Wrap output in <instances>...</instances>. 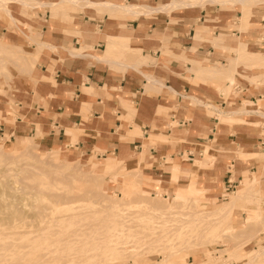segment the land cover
I'll list each match as a JSON object with an SVG mask.
<instances>
[{"label": "crops", "instance_id": "crops-1", "mask_svg": "<svg viewBox=\"0 0 264 264\" xmlns=\"http://www.w3.org/2000/svg\"><path fill=\"white\" fill-rule=\"evenodd\" d=\"M174 1L182 4L168 6ZM262 2L1 3L0 29L6 35L2 37L12 46L21 48L16 41L40 53L31 73L15 79L12 120H6L13 116L7 111L9 103L0 102V134L39 133L51 149L65 150L67 156H106L102 173L138 170L147 196L160 187L170 192L168 198L193 196L198 206H225L237 198L232 211H243L245 220L231 224L247 230L245 239L262 242L259 224L243 225L250 212L259 215L251 201L264 191V151L259 150L264 148V84L253 90L247 81L236 84L235 71L239 96L228 105L215 81L223 80L227 86L229 77L223 71L231 60L264 64V54L250 48L264 50V40L257 30L249 32L251 9ZM224 3L243 10L236 13L241 14L245 33L229 26L235 13ZM255 12L253 19L259 20L254 23H264V8ZM227 37L239 40L223 39ZM224 55L228 64L220 66ZM212 69L221 73L209 77L203 72ZM263 74L249 77L256 81ZM200 79L205 81L196 82ZM250 103L257 112L235 114L232 123L220 120L222 111L246 110ZM22 138L26 137L17 136ZM131 151L139 158L127 163L123 159ZM247 173L251 179L245 178ZM215 257L197 264L220 263Z\"/></svg>", "mask_w": 264, "mask_h": 264}, {"label": "rangeland", "instance_id": "rangeland-1", "mask_svg": "<svg viewBox=\"0 0 264 264\" xmlns=\"http://www.w3.org/2000/svg\"><path fill=\"white\" fill-rule=\"evenodd\" d=\"M223 6L226 10L235 13L233 20L229 22V26L238 28L241 31V34L245 33L246 31L244 30V26L242 24V18L240 17L241 14L236 13L238 11L243 14V10L239 6L231 3H224ZM262 7L264 8V2L252 7L250 15L251 25L249 31L252 32L253 30H257L260 40H264V23H254L259 19L256 18L254 20L253 15L256 13L255 11H257L258 8ZM12 29V27H9V30ZM2 36L6 35L0 29V43H2L3 46H8V42ZM223 39L233 41L239 40L237 37H227ZM15 44L23 48L26 45L16 41ZM250 48L264 54V50H257L252 45H250ZM11 49L12 48H9L8 50L2 49L3 51L0 52V102H8L9 107L7 111L13 114L12 118H6L7 121L12 120L16 114V107L13 104L15 79L19 76H27V74H29L21 70L20 64L14 60L15 58H13L14 54L9 52ZM18 49L20 48L13 47L12 51H18ZM227 54L232 57L237 56L234 52H228ZM222 58H224L225 61L219 62V65L221 66L222 63L228 64L227 56L224 55ZM261 58L263 60L264 55H262ZM237 70L236 74L239 77L236 84H241L242 82L247 81L249 85H251L252 90L253 87L264 84V65L256 66L246 61H239ZM253 74H263V76H258L256 81H252L250 77H252ZM207 76L212 77L215 75ZM201 80L202 79L198 81L196 80V82ZM215 81L220 84V92L224 93V99L228 102V105H230L231 102H233L232 99L239 96L235 93L236 84L226 91L225 82L223 80L216 79ZM260 103L261 102H259V104ZM243 105L244 104H239L237 106L241 107ZM250 105H252V103H250ZM209 107L212 108L213 106ZM258 107V105L255 106V108ZM261 114L264 116V111H261ZM0 118H2L1 114ZM221 121L232 123V121L234 122V119H224ZM262 126L264 127V123H262ZM17 136L26 138H22L19 141L17 140ZM31 137L38 143L37 145H30L29 139ZM49 143V140L42 138L39 133L35 135L15 134L14 137L0 134V146L2 147L0 152V252H6L5 254L10 253L11 250L16 249L19 244L28 245L29 247L27 250L30 251V233L22 234V232L30 230L29 226L32 221L31 216L33 214V210L37 207H46L47 212L54 210L55 214L63 215L64 218H66L65 214L67 213L70 216L74 215L75 223L77 220H80V222L78 221V223L73 225L68 224L66 221L55 223L51 221L49 223L52 225L50 230H53L54 232L61 230L62 234L66 233V230L71 233L72 230L77 231L78 229L91 232L90 234H100V229L103 226L108 223L112 224L116 221L119 222L122 219H125L124 221L126 222L128 220L127 223L132 225V229L134 230H144L150 226L156 225L159 226H156L157 230H161L166 227L169 228L171 225L174 226L181 224V220L188 219L190 214H192L191 217L193 218L201 217L202 221H196V223H199L197 230L187 236L189 243L186 241L185 244L180 245L179 243L176 244V240L171 242L160 241L158 246L143 250V252L141 250V253L139 252V254L137 252L138 249L129 246L124 252V257L120 258V261L112 262L110 264H191L193 261V264H197L199 259L201 260L211 257L213 259L216 258V254L218 256L217 262L221 261L217 264H242L243 261L254 255L260 246L264 245V191L258 194V200L251 201L254 208L260 210L259 215L254 216L253 214L255 213L250 212L248 214L247 223L243 225V227H247L248 224H259L261 226L260 235L261 238H263V241L260 242V238L250 241L249 239H245V234L247 232L245 228V231H242L244 230L242 227L235 228L236 226L231 224L234 223L235 225H241V223L245 220V214L242 215L243 211H230L228 216H224L219 221L209 216L204 219L203 217L209 213L208 210L212 207L215 206L218 208L223 205L219 203L218 205L203 203L199 206L197 204L195 207V203L190 200L188 204L186 203L185 207L180 202L183 199L177 200L179 203L175 204L173 212L168 213L163 210L145 211L143 208L139 207L138 203L140 201L144 199L160 203L162 206H165V203L171 202L173 199L168 198V200H166V198L169 197L170 192L159 187L155 189L154 192L149 191V195L147 196V194L142 191V183L140 184L141 175L138 170L124 171V169L118 168L116 169L117 172L110 171L102 173L101 168H103L106 156L102 157L93 154H80L78 157H70L67 156L65 150L58 148L51 149ZM259 150L264 151V148ZM136 152L137 151H131L130 155L123 160L129 163L138 159V156L137 158L135 157ZM81 155L85 156L81 157ZM117 158L120 157L117 156ZM119 164L122 165V163ZM122 166L124 167V164ZM140 168H142V165H140ZM124 175H128L129 178H133V175L136 176L135 179L137 180L138 185H140L138 186V193L131 191V198H128L127 201H122L120 208H113L111 210L105 209L103 206L111 201L118 199L121 200V197H123L122 195L125 193L126 186L124 185L123 180L119 181L118 176L123 177ZM88 176L95 177L96 181H92L93 179H89ZM246 177L251 179L249 177V173L246 174L245 178ZM88 187H92V193L95 196L93 194L91 196L90 194V197H87L86 190L89 189ZM238 190L239 188H237V191ZM84 191L86 192L84 193ZM253 191H255V188H253ZM67 197H70L71 199ZM190 197L193 198V196ZM228 198L230 199V196H228ZM190 204L191 206H189ZM184 210L191 211V213L184 215L177 212ZM83 215H87L85 218L87 221H90L82 223L83 220L85 221ZM127 216L128 218H126ZM81 219L83 220L81 221ZM193 223H195V221L191 219L185 221L183 225L188 226ZM78 224L82 225L81 229ZM76 225H78V227ZM84 226L86 229H83ZM69 229L72 230L70 231ZM47 230H49V228ZM128 236V234L125 235L126 239H131ZM169 243L172 244L166 246V244ZM1 246H3L4 249ZM99 260L102 259L97 258L94 259V262L92 260L93 263L84 262L81 264L109 263L105 260ZM256 261L250 264H264L263 259Z\"/></svg>", "mask_w": 264, "mask_h": 264}, {"label": "bare ground", "instance_id": "bare-ground-1", "mask_svg": "<svg viewBox=\"0 0 264 264\" xmlns=\"http://www.w3.org/2000/svg\"><path fill=\"white\" fill-rule=\"evenodd\" d=\"M6 1L7 0H0L1 7H2L1 3H5ZM232 1L244 2L245 0H232ZM181 4L182 2L180 1H174L171 3V5L168 4V6L173 7V6H177ZM126 8L130 9L131 7L129 6ZM13 47L20 48V47L12 46L10 44L8 46H3L2 43H0V52L3 51L2 49L8 50L9 48L13 49ZM12 49L9 50V52L14 54L13 58H15L14 60L20 64L21 70L23 72L30 73L32 68L34 67L35 62L38 59V56L40 53L39 50H28L25 48L22 49V47L18 49V51H12ZM239 61H242V60H231L227 68L224 71L223 69L221 70L225 74H227L229 77V82L227 86L225 87L226 91L229 90L231 87H233V85L235 84L234 72L237 71V65ZM258 65H264V64L258 63ZM203 72L204 74H208L212 76L214 75L213 72H216L215 73L216 75L218 74L219 71L217 72L216 70L212 69V70H205ZM251 106L252 105H250V107L246 110L222 111L219 114V117L221 118V120H224V119H231V120L234 119L235 120L236 119L235 114L244 113V112L245 113L246 112H257V110L251 109ZM29 140H30L29 141L30 145L38 144L37 142H35V140L32 137ZM1 150H2V147L0 146V152ZM128 175H124L123 177L118 176L119 181L120 180L124 181V185L126 186L125 188L126 194L124 193L125 195L124 194L122 195L123 197H121V200L118 199L115 201H111L110 203L103 206L105 209L111 210L113 208H116V209L118 207L120 208V206L122 205V201H125V200L127 201L128 198H131L130 196L131 191L138 193L139 191L138 186L140 185H138L137 180L135 179L136 176L133 175V178L131 177L129 178ZM88 177L89 179H93L92 181H96L95 177H92V176H88ZM88 188H87L88 190L86 189L85 190L87 191V197H90V194L91 196L93 194L92 187L91 188L88 187ZM86 191H84V193ZM58 197H61V196H58ZM67 198H70V197H67ZM166 200H168V197L166 198ZM177 200H178L177 198H173L171 202L165 203L164 204L165 206H162L160 203H156V202L144 200V199L140 201L138 204H139V207L143 208V210L145 211L163 210L164 212L169 213V212H173V208H175V204L179 203V201ZM190 200H192L195 203L193 204L196 207L198 204V201L194 200L190 196L185 197L180 202L185 206L186 203L188 204ZM235 201H236V198L233 197L231 202H229V204L223 207H218L213 210H210L209 213H207V215L204 216L203 218L205 219L207 218V216H209L219 221L224 216L229 215V212L232 211V205ZM189 206H191V204ZM177 212L182 213L184 215H188L191 213V211H188V210L187 211L185 210L177 211ZM145 213H149V212H145ZM191 215L192 214H190V217ZM86 216H84V218ZM65 217L66 218H64L63 215H60V214H55L54 210L47 212L46 207H37L35 210H33V214L31 216L32 221L30 222V226H29L30 230H26L22 232V234L30 233V251L27 250V248L29 247L28 245L19 244L16 247V249H12L10 253L5 254L6 252L5 253L0 252V264H81L84 262L91 263L92 260L94 262V259H97V258L108 261L109 262L108 264H110L112 262L120 261V258L124 257V252L127 250L129 246L135 249H138V251L137 250L136 251L139 254V252L141 253V250L143 252V250L158 246L159 245L158 243L160 241L171 242L173 240H176V244L179 243L180 245L185 244L186 241L187 243H189L187 236L191 235L194 231L197 230L199 223H196V221L197 222L202 221L201 217L200 218H196V217L190 218L189 217L188 219L181 220L182 221L181 224H177L174 226L171 225L169 228L166 227L161 230H157L156 228L157 225L150 226L144 230H136V229L134 230L132 229L133 226L127 223L128 220L126 222L124 221L125 219H122L119 222L116 221V222H113L112 224L108 223L107 225L103 226L100 229V234H90L91 232H88L86 230L83 231L79 229L77 231L75 230L73 231L71 229L73 232L69 229L71 233L67 232L66 230V233L68 234L66 233L62 234L61 230L55 231V232L53 230H50V227L52 225L49 223L51 221H53L54 223L60 222V221H66L68 224H72V225L78 223V221L80 222V220H77V222L75 223L74 215L70 216L67 213L65 214ZM126 218H128V216ZM191 219L194 220L195 223L191 225L189 224L188 226L183 225L185 221L191 220ZM82 220L83 219H81V221ZM86 221L87 220L85 218V221L83 220L82 223ZM89 221L90 220H88L87 222ZM78 225L76 226L78 227ZM85 226L83 227V229L84 228L86 229L87 226L86 227ZM48 228L49 230H47ZM81 228H82V225H80V229ZM126 234H128L129 235L128 237H130L131 239L127 240L125 237ZM171 244L170 243L166 244V246L171 245ZM1 247L3 248V246ZM260 259L264 260V245L260 246L256 250V253L252 255L251 257H249L248 259H246L245 261H243L242 264H250ZM102 260H99V261H102Z\"/></svg>", "mask_w": 264, "mask_h": 264}]
</instances>
